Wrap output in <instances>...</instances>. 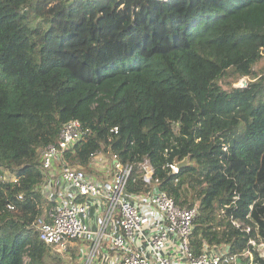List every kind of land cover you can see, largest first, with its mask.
Wrapping results in <instances>:
<instances>
[{
	"label": "trees",
	"instance_id": "trees-1",
	"mask_svg": "<svg viewBox=\"0 0 264 264\" xmlns=\"http://www.w3.org/2000/svg\"><path fill=\"white\" fill-rule=\"evenodd\" d=\"M263 50L264 0H0V264H68L36 223L39 149L72 118L88 135L67 161L147 158L196 207L195 252L264 239ZM149 186L136 167L128 189Z\"/></svg>",
	"mask_w": 264,
	"mask_h": 264
},
{
	"label": "built area",
	"instance_id": "built-area-1",
	"mask_svg": "<svg viewBox=\"0 0 264 264\" xmlns=\"http://www.w3.org/2000/svg\"><path fill=\"white\" fill-rule=\"evenodd\" d=\"M87 135L81 121L68 119L57 141L38 153L46 204L36 223L38 238L68 264H256L255 252L264 259V239H249L241 251L204 243L195 252L196 207H180L161 190L147 158L134 164L96 149L85 165L67 161ZM136 167L150 185L146 190L128 189ZM170 167L178 171L175 163Z\"/></svg>",
	"mask_w": 264,
	"mask_h": 264
},
{
	"label": "water",
	"instance_id": "water-1",
	"mask_svg": "<svg viewBox=\"0 0 264 264\" xmlns=\"http://www.w3.org/2000/svg\"><path fill=\"white\" fill-rule=\"evenodd\" d=\"M246 83H247L246 79H245V78H241V79H239L238 82H236V83L234 84V86H235V87H244V86L246 85ZM188 160H189V157L187 156V157L183 158V159L180 160V161H176V162H175V165H176V167L179 169V168H181V167L187 165V164H188Z\"/></svg>",
	"mask_w": 264,
	"mask_h": 264
},
{
	"label": "rangeland",
	"instance_id": "rangeland-1",
	"mask_svg": "<svg viewBox=\"0 0 264 264\" xmlns=\"http://www.w3.org/2000/svg\"><path fill=\"white\" fill-rule=\"evenodd\" d=\"M263 56H264V50H263ZM263 64H264V63H263ZM241 78H245L246 81H247V78H246V77H241ZM241 78H239V79H241ZM239 79H238L236 82H238ZM236 82H235V83H236ZM235 83H234V84H235ZM234 84H233V86H234ZM45 207H46V204H45V202H44L43 205H42V212H44ZM238 263L240 264V261H238Z\"/></svg>",
	"mask_w": 264,
	"mask_h": 264
},
{
	"label": "clouds",
	"instance_id": "clouds-1",
	"mask_svg": "<svg viewBox=\"0 0 264 264\" xmlns=\"http://www.w3.org/2000/svg\"><path fill=\"white\" fill-rule=\"evenodd\" d=\"M38 164H39V160H38ZM77 164V163H76ZM39 169H40V166H39ZM41 171V170H40Z\"/></svg>",
	"mask_w": 264,
	"mask_h": 264
}]
</instances>
